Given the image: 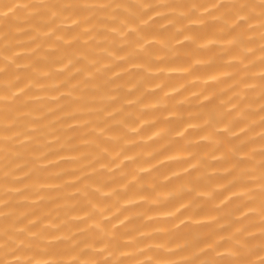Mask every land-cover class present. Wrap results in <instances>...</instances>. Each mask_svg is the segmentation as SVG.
<instances>
[{
  "label": "bare ground",
  "instance_id": "6f19581e",
  "mask_svg": "<svg viewBox=\"0 0 264 264\" xmlns=\"http://www.w3.org/2000/svg\"><path fill=\"white\" fill-rule=\"evenodd\" d=\"M49 2L0 0L7 264H264V13L147 8L150 59L117 35L134 0Z\"/></svg>",
  "mask_w": 264,
  "mask_h": 264
},
{
  "label": "clouds",
  "instance_id": "9594fccd",
  "mask_svg": "<svg viewBox=\"0 0 264 264\" xmlns=\"http://www.w3.org/2000/svg\"><path fill=\"white\" fill-rule=\"evenodd\" d=\"M95 3V0H82L81 6H88L92 7V5ZM168 0H134V10L129 14L128 21L120 22L117 21V26L119 27L120 31L117 34L118 37L121 34H125L127 36V39L124 41L128 43L131 46L133 54L136 55H144L146 57H149L150 59H155V57L152 55L151 49L146 47V38L144 37V31L145 29L150 26L148 19L143 17L141 14L147 9V8H153V7H160L164 8L167 7ZM42 7L48 8V9H59L62 8L63 5L55 3V0H52V2L44 3L41 5ZM231 8L233 9V14L229 17L230 20L236 21L239 20L241 17H253V8H258L261 13H264V0H256L255 3L250 4L247 2V0H232ZM193 9L195 11H199V8L194 4ZM261 20H264V15L260 17ZM191 18H185L183 14H178L173 19L169 20L168 23L172 25V30L176 33H180L182 26L186 25ZM183 22V24L181 23ZM245 23H251V19L246 20ZM164 24H161L160 27H164ZM225 27H228V24L225 23ZM130 34V35H128ZM183 38L185 40H191V37L188 36L187 33L184 34ZM180 42L179 39H172L167 41L162 49V53L165 57L168 59H173L176 55H178L179 50L177 49L176 45ZM194 46L199 47L198 42H193ZM146 76H153L155 73H151L146 71ZM163 76H166L167 73H163ZM161 107H164L165 105L161 103ZM138 110H140V106H137ZM128 132L130 133L133 128L129 127ZM156 135L158 136L159 133L157 132ZM122 147H126V144L122 141L121 142ZM139 171H145L143 167L139 168ZM123 174V170L120 173ZM103 195V194H100ZM122 203V202H121ZM97 236L99 238H103L107 240V234L103 231H98ZM109 243H112L111 241H108ZM16 243L13 241L4 240L3 243H0V255H4L7 253L10 249L15 248ZM110 251H115L114 249L110 248ZM238 252L242 255L244 250L238 249ZM8 257L4 255V259H0V264H7ZM18 264H22L21 262H18ZM111 264V261L109 262ZM231 264H242V262L239 259H235L231 261Z\"/></svg>",
  "mask_w": 264,
  "mask_h": 264
}]
</instances>
